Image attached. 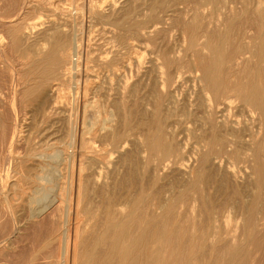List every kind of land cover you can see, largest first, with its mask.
Returning a JSON list of instances; mask_svg holds the SVG:
<instances>
[{"label": "rangeland", "instance_id": "1", "mask_svg": "<svg viewBox=\"0 0 264 264\" xmlns=\"http://www.w3.org/2000/svg\"><path fill=\"white\" fill-rule=\"evenodd\" d=\"M258 8L264 13V0H0V186L1 180L7 183L5 189L0 190V241L8 242L0 251V264H27L31 256L41 255L40 252L46 255L53 252L62 259L63 243L67 241L61 229L67 225L72 227L73 242L76 230H91L95 223L99 227L108 210L119 209L135 198L142 188L146 155L143 135L154 127V118H159L166 136L178 147L185 146L187 152L199 146L202 136L212 129L223 138L236 141L235 149L241 152L239 158H224L221 167L204 176L200 191L211 205L220 207L223 229V220L227 217L228 229L237 222L241 245L247 243L253 247L243 246L244 253H252L249 255L252 264H264V227L258 225L264 223V175L260 169L256 170L250 156L257 146L264 165V119L251 113L234 97L217 99L205 91L199 76L193 77L197 73L196 57L186 49L189 48V32L185 29L186 24L194 22L219 35L226 32L223 37L228 55L226 73L234 72L238 80L244 79L241 74L256 66L260 69L264 64H257L255 58L249 57L250 53H244L254 38H261L254 53L264 43V23L259 26ZM15 16L26 32V37L20 35L22 44L16 48L10 45L8 29L2 26L3 21ZM56 26L69 42L72 64L67 61L50 69L43 55L50 48V36ZM200 35L198 28L195 39ZM233 45L234 48L240 45V51L244 50L240 53L248 58L246 66L239 69L232 65L242 55L234 53ZM162 55L172 61L169 72L173 76L180 74L178 80L175 78V82L164 88L161 85ZM69 66L73 68L70 71L66 70ZM243 68L246 72L241 73ZM23 83L28 86L45 83L43 90L49 94L50 88L54 90L49 96L25 99L21 95L25 88ZM228 94L229 91L227 96L232 95ZM208 113L213 114V119ZM14 126L23 136L19 142L10 144ZM95 130L99 137L90 139ZM115 136H118L116 143L111 141ZM82 139L96 145L104 155L102 162L106 166L101 180L94 186L86 181L85 175L93 172L96 161L85 160V171L80 179L83 200L78 204L76 191L79 159L83 161L79 155ZM3 165L9 166L8 171ZM194 165L192 159L182 182L193 177ZM158 173L163 177L159 184L166 186L178 176L172 169ZM9 176L10 185L14 184L8 188ZM38 188L43 190L31 201L30 197ZM173 190H181V184ZM194 195L190 191L189 196L194 198ZM256 200L258 213L254 218L259 222H254V230L248 232L242 227L241 212ZM148 201L149 213L157 211L153 206L156 199L149 196ZM44 206L47 213H51L49 216L30 218L32 208L39 211ZM204 216H197V225L204 226ZM12 223H23V226L20 233L11 237L8 233L13 229ZM221 242L218 247L229 241ZM179 248L184 250L183 243ZM204 251L197 253L196 264H212L208 251ZM253 254L256 255L251 257ZM162 260V264L170 263L165 256Z\"/></svg>", "mask_w": 264, "mask_h": 264}, {"label": "bare ground", "instance_id": "2", "mask_svg": "<svg viewBox=\"0 0 264 264\" xmlns=\"http://www.w3.org/2000/svg\"><path fill=\"white\" fill-rule=\"evenodd\" d=\"M211 1H214V0H211ZM245 11H247V8H245ZM256 11L258 13V16L260 17L258 19L259 26L262 27L264 23V13L261 12V9L259 8L256 9ZM193 18L194 19L196 18V14L193 15ZM2 26H5L8 29V33L10 36V45L12 47L16 48L18 45L22 44L20 35L22 34L26 37V34H25L26 32H24V29H23L24 26L22 25L21 20L18 17L15 16L7 21H3ZM198 28L201 29V35L199 39H195L194 33ZM185 29L187 30V33L189 32V44L187 45L189 46V48L186 47V49H189L194 54V58L196 57L195 58V61H196L195 70L197 73H195L193 77L199 76V79L203 83L204 89H206L205 91H207L211 96L213 95L212 97H215L217 99H219V97L226 96L225 99L230 100L231 97H234L240 103L245 105V107H247V109L251 113H257L260 119H264V64H262L263 66L260 67V69H257L258 67L256 66L255 69L260 70L259 72L257 70L255 72V69L249 70L247 71V73L241 74V77H244V79L238 80V77L234 72H233L234 74L230 73V71L229 73H226L229 70V68H225V64H226L225 61L228 60V59L226 60V57H228V55L224 49V45L226 42L224 41L223 37L225 36L226 32L222 34L220 33L219 35L215 32L209 31L206 28H202L200 25L194 22L190 24H186ZM62 35H64L63 31L58 26L54 27V30L52 31V34L50 36L52 38V43L49 46L50 48H47L48 49L47 52H45V54L43 55V61L47 63L46 64L47 66H50V69H52L53 66L60 67L61 65H64L67 61H69L68 64L70 63L72 64L71 62L72 60L70 59L71 48H70L69 42L67 38L65 36L63 37ZM259 39L254 38L253 41H251L250 44H248V47L245 48V52H244V53H250L249 57L255 58L257 64L264 63V43L261 45L260 49L256 53L253 52L258 46V42L261 41ZM260 43L261 42H259V44ZM233 48H234V45H233ZM241 48L242 47L240 45L235 46L233 50L234 53L243 52L244 50L240 51L242 50ZM75 49H79L78 46H75ZM229 53L231 54V52ZM244 53L243 54L240 53L242 56L241 57L239 56L238 57L239 60L234 61V64L232 65V66L235 65L236 69L243 67L245 63L247 64L248 58L243 56ZM161 57H162V64H161L162 67L161 68H163V72L161 73L163 74L161 75V85L164 88V87H167L169 84L175 82V78H177L178 80L180 78V74L173 76V74L169 72V67L172 64V61L165 58L163 55ZM250 59L249 61L251 62L252 59L251 60ZM244 68L240 70L241 73L244 71L246 72V69ZM71 69H73L72 66L66 67V70L68 71H70ZM63 70L66 71L65 67ZM73 72L75 73V71ZM44 84L34 83V85L32 86H28L29 84L28 85L24 84L25 88L21 92L22 98L26 99L27 96H30L31 98L34 97L35 99H37L43 94L44 95L42 97L52 95L51 93L54 89L53 90L51 88L49 90L47 89L51 93L50 94L48 92L46 93L43 90L45 89ZM228 91H229V94L232 93V95L228 94L229 96H227ZM67 94L69 93L67 92ZM27 99H30V98L27 97ZM229 103L231 102L229 101ZM158 105L159 107L161 106L160 104ZM89 116L91 117V114H89ZM157 116L160 117V114H158ZM208 116L210 119H213L212 113L210 114L208 113ZM158 119L154 118V121H155L154 127L151 128L150 131H148L146 134L143 135L144 142H145L146 155L144 157L145 160H144V164L142 167L143 168L142 188L139 194L135 198L130 199L129 202L124 203L123 207L119 209L108 210L104 218L99 222L98 224L99 227L98 226L96 227L97 223H95L92 226L91 230H86V229H83L81 231L79 229L76 230L75 231L76 235L74 237L73 242H71L72 240H71V234H70V231H72V227L69 225L67 226L64 225L65 227L61 230L65 232L62 234L66 235L65 239L67 242L65 241L66 244L63 243V247L65 246L64 248L65 253L62 259H59L57 255H53V252L50 253V255L49 254L46 255L45 253L40 252L41 255L40 254L38 255L36 253L33 256H31L27 264H162V261H163L162 257L164 256L168 258L170 262L169 264H196L197 253L200 251H204V250L208 251L207 253V255H209L208 260L211 261L212 264H249V262L252 261L250 260V256H249L251 252L249 254L243 252V246H245L247 243L242 246L239 241L240 238L238 239L237 229L239 227L237 225V222L234 221L232 228L228 229L227 223L230 220L227 217V219L223 220L224 221L223 225L225 227L223 229L220 223V214H219L220 207H215L211 205L205 199L206 197L202 196L203 193L200 191V186L202 184L203 178L207 173H209L213 169H217V167H221L223 165L224 158L228 159L229 157H234V156H238L241 154V152H239L238 149H235L236 141L227 140L223 138L222 136L218 135L215 132L216 130L214 131L212 129L210 133H206L204 136H202L199 146L198 145L197 147L194 146L193 148L194 150L191 149L192 151L187 152L185 150L186 148L185 146L182 148L178 147L173 142V139H169L166 136V133L164 132V128L163 126H161ZM12 128H13V131L10 136V142H11L10 144H15L20 141L23 135H21L20 131L16 129L17 126H14ZM96 132H97L96 130L93 131L92 132L93 135L90 137L88 136V137L90 139L97 137L98 132L97 133ZM103 137L104 136L100 138H103ZM111 141L116 143L118 141V136H115L114 138H112ZM79 155L83 159V161L79 159V163H80L79 170H78L79 175L77 178L78 188L76 191V196H77L76 198H77L78 204L80 201L83 200L82 196H83L84 189H82L83 186H81L82 182L80 179L82 177V171H85L84 170L85 168L83 167L85 160L90 158L94 162L96 161V167L94 168L93 172H91L89 175L88 174L85 175L86 181L87 180L91 181L94 186L96 184L98 185V182L101 180V177L103 174L102 173L103 169L106 166L102 162V160L104 159V155H102L99 152V149L96 147V145H93V143H91L88 139L81 140ZM250 156H251V161L253 162V164H255L256 170L258 171L260 169L259 171H263V175H264V165L261 164V160L263 157L261 154V150L258 149V147L256 146V148L252 150V153L250 154ZM35 157L36 156H34V158ZM192 159L195 162V165L193 168L194 175L190 180L182 182V178L185 177L186 171H187L186 169L189 167L190 163L192 162ZM148 165H151V167L149 168ZM3 167H6V166L3 165ZM8 167L9 166L6 167L7 168L6 171H8ZM166 169H172L176 171V174H178V176L172 183H170V185H167V186L160 185L159 182L163 177L159 176L158 171L159 170L164 171ZM8 175H9V172L7 176ZM12 183L14 184V182ZM6 184H5V181L3 182V180H1L0 190L1 189L4 190L5 189L4 186ZM180 184H181V190H179L178 192H173L174 191L173 189L178 187ZM11 185H10V176H9L8 185H7L8 188L9 186L11 187ZM46 187H43V188H46ZM43 188L35 189L34 192L32 191L34 195H32L31 197L29 196L31 198V201H34L35 195L39 193V190H43ZM46 189L48 190L49 188H46ZM190 191L195 193L194 198H191L189 196ZM41 192L43 194V192L45 191H41ZM171 192H173L171 196H166V194H170ZM149 196H151V198L156 199V202L153 203V206L157 210V211H151L150 213L148 210L149 207H146V205H149V201H148ZM60 197L62 199V196ZM28 202H30L29 199H28ZM256 204H257V200L255 203L250 204V206L246 208L243 207L242 212H241L240 218L243 223L242 227L248 230V232L252 231V229L254 230V222L256 223L259 222V221L257 222V220L255 219L256 217L254 218V214L257 212ZM47 212L48 211L46 209V206H44L39 211H36V209L32 208V211L30 213L31 217L30 216L29 217L34 218V219L38 217L39 218L40 217L42 218L45 216L47 217L51 214ZM160 212L161 214H159ZM89 213L90 212H88V214ZM156 213H158L159 215ZM201 214H205L204 226L197 225L196 223V220L198 219L199 216H201ZM171 216H173V218ZM11 219L13 220V218ZM260 220L262 222V219ZM78 221H76V223H79ZM22 224L12 223L13 229L9 231L8 235H11L12 237L13 234L20 233L19 231L22 229L21 228L23 226ZM259 224L263 225L262 227H264V223L263 224L258 223V225ZM77 225L78 224H76V226ZM97 229L98 231H96ZM77 233L79 235H77ZM178 241H183V242H178ZM221 241H229V242H224L223 245L218 247L220 243H223ZM6 243L8 242H4L3 239L0 241V251L1 249H4L7 246ZM182 243H183L184 250L179 248V244H182ZM249 246L250 245H248V248L253 249V247H249ZM55 250L53 248V251ZM246 251L249 252L248 249ZM255 255L254 254L251 255V257ZM212 256L215 259H213ZM252 263L254 262H251V264Z\"/></svg>", "mask_w": 264, "mask_h": 264}]
</instances>
